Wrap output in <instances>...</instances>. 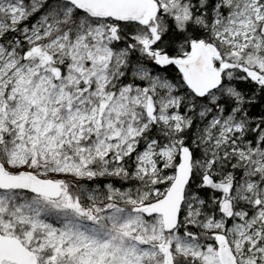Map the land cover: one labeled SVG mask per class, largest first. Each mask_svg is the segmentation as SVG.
Listing matches in <instances>:
<instances>
[{"label": "snow or ice", "instance_id": "snow-or-ice-1", "mask_svg": "<svg viewBox=\"0 0 264 264\" xmlns=\"http://www.w3.org/2000/svg\"><path fill=\"white\" fill-rule=\"evenodd\" d=\"M0 264H264V0H0Z\"/></svg>", "mask_w": 264, "mask_h": 264}]
</instances>
